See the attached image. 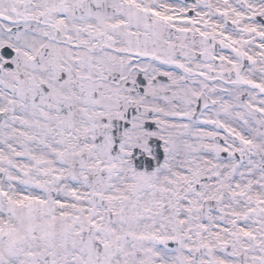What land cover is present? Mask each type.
I'll use <instances>...</instances> for the list:
<instances>
[{
    "label": "snow or ice",
    "instance_id": "obj_1",
    "mask_svg": "<svg viewBox=\"0 0 264 264\" xmlns=\"http://www.w3.org/2000/svg\"><path fill=\"white\" fill-rule=\"evenodd\" d=\"M0 264H264V0H0Z\"/></svg>",
    "mask_w": 264,
    "mask_h": 264
}]
</instances>
